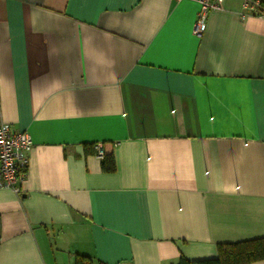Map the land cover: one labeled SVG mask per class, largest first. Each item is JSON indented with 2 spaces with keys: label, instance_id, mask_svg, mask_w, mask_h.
Here are the masks:
<instances>
[{
  "label": "crops",
  "instance_id": "obj_1",
  "mask_svg": "<svg viewBox=\"0 0 264 264\" xmlns=\"http://www.w3.org/2000/svg\"><path fill=\"white\" fill-rule=\"evenodd\" d=\"M198 8L0 0V123L33 142L20 191L0 188V264H175L264 237V18L221 0L197 37Z\"/></svg>",
  "mask_w": 264,
  "mask_h": 264
},
{
  "label": "built area",
  "instance_id": "obj_2",
  "mask_svg": "<svg viewBox=\"0 0 264 264\" xmlns=\"http://www.w3.org/2000/svg\"><path fill=\"white\" fill-rule=\"evenodd\" d=\"M195 1L198 2L199 8L192 32L193 35L201 37L209 13L220 8L221 0ZM242 5L249 14L264 18V0H242ZM32 146L33 142L27 131L17 130L7 123H0V188L20 191L19 184L26 175ZM94 148L97 156L101 158L104 151L102 144L96 143Z\"/></svg>",
  "mask_w": 264,
  "mask_h": 264
},
{
  "label": "trees",
  "instance_id": "obj_3",
  "mask_svg": "<svg viewBox=\"0 0 264 264\" xmlns=\"http://www.w3.org/2000/svg\"><path fill=\"white\" fill-rule=\"evenodd\" d=\"M94 145H92V151L97 155ZM85 149L88 150V146ZM100 160L101 169L104 172L114 171L115 162L112 153L103 151ZM86 259L88 257L81 255L76 259V263L85 264ZM262 259H264V237L243 242L219 244L217 255L213 258L190 260L180 256L175 264H247Z\"/></svg>",
  "mask_w": 264,
  "mask_h": 264
}]
</instances>
